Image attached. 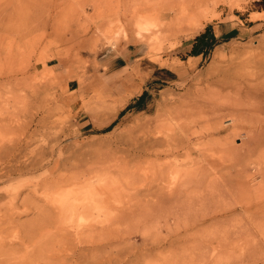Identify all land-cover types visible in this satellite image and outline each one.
<instances>
[{
    "label": "rangeland",
    "instance_id": "obj_1",
    "mask_svg": "<svg viewBox=\"0 0 264 264\" xmlns=\"http://www.w3.org/2000/svg\"><path fill=\"white\" fill-rule=\"evenodd\" d=\"M260 1L140 0L134 21L130 3L118 0H0V149L45 153L38 169L0 181L2 203L18 191L13 203L28 211L13 222H35L37 209L49 208L42 196L71 190L73 174L96 161L115 166L117 185L98 201L102 208L128 207L110 229L118 241L130 240L118 248L133 252L129 264H263L264 109L249 111L264 101ZM117 11L125 15L121 21L104 22ZM221 23L236 28L235 35L210 37L199 50L202 60L189 59L193 39L207 27L217 35ZM135 43L173 71L174 81L143 78L131 63L116 71ZM143 91L148 107L128 109ZM81 117L88 121L81 124ZM0 161L14 169L3 154ZM45 178L56 183L32 192ZM158 196L171 198L152 207ZM222 212L225 226L204 222ZM101 216L107 227L108 213ZM0 230L17 228L4 223ZM139 235L166 241L148 252ZM208 239L215 247L226 242L233 255L213 263L199 258L192 246ZM14 248L17 256L0 259L28 264L24 247Z\"/></svg>",
    "mask_w": 264,
    "mask_h": 264
},
{
    "label": "bare ground",
    "instance_id": "obj_2",
    "mask_svg": "<svg viewBox=\"0 0 264 264\" xmlns=\"http://www.w3.org/2000/svg\"><path fill=\"white\" fill-rule=\"evenodd\" d=\"M118 1L121 3L122 2L130 3V6L132 7L130 9L131 12L133 13L132 17L130 16L131 17L130 20L134 19L135 21L140 19L138 13H140L141 11L139 12L137 8L136 9L134 8L137 5V3H139L140 0H118ZM122 5H124V3ZM119 6L121 7V5ZM122 9H124V6H122ZM131 12L129 10V13ZM125 14H128V11L127 13L125 11ZM120 16L123 17L125 15L121 14L120 11H117L116 13L109 12L108 14H105L104 22L106 23V22L121 21V19L119 18ZM124 21L125 20L123 19V22ZM117 33L119 32L117 31ZM136 33H139V31H137ZM263 109H264V101L261 103L260 106L258 104V106H253L252 108H249V111L255 112V111H261ZM15 147L9 150L0 149V155L3 154L6 158H10L11 162L14 164L13 167L14 169H12L9 160H8L9 162L7 161V163L0 161V181L5 179L7 180L15 175H22L24 173H28L38 169L40 167L38 160L41 158H45L44 157L45 153L43 152H32V153L30 152V154H26L25 151L27 150L23 151L24 149L17 145H15ZM150 150H154V149H150ZM145 151L146 150L141 151L140 153H138V155L144 153ZM154 153H155L154 156H158V152L156 150ZM18 155L19 157H17ZM26 161H28V163L26 165L23 164L25 168H21V166L18 167V165L15 166L16 164L22 165V163H25ZM5 164L6 166H4ZM41 164H43V162ZM90 167L91 168H86V165H84L82 170L78 171L76 174L72 173L74 175L72 178V182H73L72 184L75 186L71 190H68L67 192L57 191L54 192L53 195L42 196L46 204L49 205L48 206L49 208L44 209L45 208L44 207L42 209L41 208L37 209V217L35 218L36 220L35 222H28L24 224H17L16 222H13L15 218L27 214L28 212L27 210L19 211L18 206H16L13 203V201L16 199V196H18L19 193L18 191H15V193L13 194L6 193L8 201L5 203H2V197H0V213L5 206L7 207L6 211L0 215V225L6 223V224L14 225L17 228V230L14 231L13 234L9 233L8 230H7L8 234L0 230V254L6 256L8 255L9 257L17 256L18 253L14 252L15 249L14 246L19 245L21 247H24L25 249L23 255L21 256H23V260L24 258L28 260L29 262L28 264H129L131 262L130 254L133 252H130V250H128L126 251L127 253H123V251L119 250L120 249L119 247L120 245H127V244L131 245L130 240L118 241L120 235H116L117 233L115 232V230L110 229L111 225L116 223L117 220H119L122 215L127 213L128 207L123 206L122 209L124 210H120L114 207V204L112 203V204H107L106 208H102L99 206V201H98V197L104 190L111 189L113 186L117 185L116 184L117 177H115L114 172L111 171V168L115 169V166H111L107 164L101 165L95 161L92 162ZM103 169L109 171L105 175H102L101 170ZM55 183L56 181L53 180L50 181L48 180V178H45L43 182L40 181V183L32 186V192L37 193V190L41 186L46 187L47 184H49V186L46 187L45 189H50L52 188L51 185ZM12 196L14 197L11 198ZM170 198L171 197L168 198L167 196L164 197L158 196L155 203H153L152 207L158 208L162 204V202ZM145 206L148 207V205ZM33 208L35 207L33 206ZM102 213H108V218L107 220H105L109 222V225L107 227H103V224L105 222L101 216ZM226 214H227L226 212H222L219 214L217 213L214 215H207L206 217L208 218L207 220H204V222L213 220L212 222L215 225L225 226L222 221L221 222L219 221L222 220L226 216ZM87 220H89L90 222L89 224H85L87 223ZM85 229L89 231V235L83 237ZM175 229L178 230V228ZM238 238L239 240L237 242H239L241 239L240 237ZM137 240L141 242V245L139 246L142 247L143 250L148 252H151L156 248L162 247L164 245V242L166 241L165 239L162 238L159 239V237H154L153 239H147L143 235L137 236ZM25 241H27V243H30V245H24ZM221 241H223V239ZM175 242L176 240L173 242L170 241V243L168 244H174ZM187 243L189 246H192V244H194L193 241ZM214 243L215 242H213V239H208L205 242L200 240V242L192 246L193 248L192 250L193 252L194 250L198 251L197 255L199 258L210 259L212 263L213 261L215 262L216 259L220 260V258L222 259L225 257H229L230 255H233L231 246L228 249L229 244L228 247L226 248L227 246L226 242L221 244L217 242V244H219L217 245V247L214 246L216 244ZM211 245H213L214 247H212ZM180 246L186 247L187 244L185 242V244L182 243L180 244ZM234 247L237 249V246L234 245ZM233 250L235 249L233 248ZM257 253L255 252V254ZM142 255L143 254H138L137 256L139 257ZM249 256L251 258L252 255ZM15 259L16 258L14 257L12 258L6 257L4 259H0V264H17V262L14 263ZM19 262L22 263V260ZM171 263H173V261ZM171 263L168 262V264ZM205 264H209V263H205Z\"/></svg>",
    "mask_w": 264,
    "mask_h": 264
},
{
    "label": "crops",
    "instance_id": "obj_3",
    "mask_svg": "<svg viewBox=\"0 0 264 264\" xmlns=\"http://www.w3.org/2000/svg\"><path fill=\"white\" fill-rule=\"evenodd\" d=\"M236 31L237 29L232 25L221 23L217 26V35L215 33L216 31L213 30L212 38H217V36H219L220 38L227 39L235 35ZM132 46L133 50L128 51V55H125V58L119 57L120 61H118V64L116 65V68L118 67L116 71H121L122 69H125L126 66L129 67V64L131 63L130 65L135 69L136 73L140 72L143 78H153V80L161 83L174 81L175 73L167 67H161L157 63L151 61L146 55L147 52H143V45L135 43ZM202 58V53H199L197 56L189 57V59H199V61L202 60ZM67 86L68 89H71V83H68ZM131 104H133V107H128V109L133 108L144 111L145 108L148 107L146 91L138 94L135 99L132 100ZM87 121L88 118L86 117H81L79 120L81 124L86 123Z\"/></svg>",
    "mask_w": 264,
    "mask_h": 264
},
{
    "label": "trees",
    "instance_id": "obj_4",
    "mask_svg": "<svg viewBox=\"0 0 264 264\" xmlns=\"http://www.w3.org/2000/svg\"><path fill=\"white\" fill-rule=\"evenodd\" d=\"M259 3L264 4V0H261ZM212 37V31L211 28L207 27L203 33L196 36L192 43H191V49L189 51V56H197L199 54V50L202 48V46L205 45L206 41ZM143 97V95H142ZM124 113L122 112L120 116H122Z\"/></svg>",
    "mask_w": 264,
    "mask_h": 264
}]
</instances>
